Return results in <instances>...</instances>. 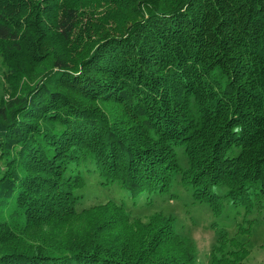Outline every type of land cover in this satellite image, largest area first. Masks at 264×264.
I'll use <instances>...</instances> for the list:
<instances>
[{
  "label": "trees",
  "instance_id": "16d2710c",
  "mask_svg": "<svg viewBox=\"0 0 264 264\" xmlns=\"http://www.w3.org/2000/svg\"><path fill=\"white\" fill-rule=\"evenodd\" d=\"M98 2L133 19L106 29L82 0H0V264L196 263L174 219L143 224L124 202L92 208L103 218L67 248L29 241L92 215L77 209L86 177L130 202L179 177L215 218L264 202V0ZM221 229L208 264H242V244L217 255Z\"/></svg>",
  "mask_w": 264,
  "mask_h": 264
},
{
  "label": "rangeland",
  "instance_id": "374dc122",
  "mask_svg": "<svg viewBox=\"0 0 264 264\" xmlns=\"http://www.w3.org/2000/svg\"><path fill=\"white\" fill-rule=\"evenodd\" d=\"M128 2L130 1L124 4L126 5ZM124 6H121L119 10L112 11L108 16L106 11L110 12L108 10L110 7L105 10V6L99 3L98 0L95 2L94 0H82V7L86 16L95 25L104 24L106 29H110L109 25L111 24L116 25L121 21L123 22V20L133 19L131 9H127L129 6ZM3 73L4 68L0 64V90L4 84ZM178 156L182 168H186L187 160L183 157L182 150L178 151ZM178 180L179 177L172 186L170 196L146 198L143 195L138 200L130 202L129 196L117 186L104 188L97 185L93 178L86 177L85 186L78 191L82 198L77 209L91 210L96 206L105 204L107 201L124 202L127 204L125 209L130 218H140L143 224H146L150 216L155 214L171 217V219H174L176 231L193 241L196 255L195 264L209 263L210 256L216 247L214 244L216 243L217 228H222L221 230L225 232L226 244H223L219 249L220 253L217 255H228L239 250V248L234 247L239 243L244 246L248 254L242 264H264V202L260 208L253 209L250 212H244L242 209H236L225 203L222 212H219L218 217L215 218L207 206L194 204L191 201L190 192L182 188ZM216 192L221 194L222 190L218 189ZM90 213L92 215L86 218H75L69 221L67 226L63 227V231L41 226L33 235L29 236V241L35 245L47 244V241H49L52 246L63 245L67 248L70 246L72 237L77 236L83 240L85 235L95 230L99 222L97 220L96 222L95 218L104 215L102 208L93 210ZM228 241H234V244L228 243Z\"/></svg>",
  "mask_w": 264,
  "mask_h": 264
}]
</instances>
